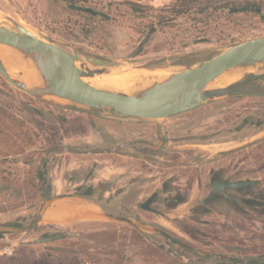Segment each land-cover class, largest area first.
I'll return each mask as SVG.
<instances>
[{
    "label": "rangeland",
    "instance_id": "1",
    "mask_svg": "<svg viewBox=\"0 0 264 264\" xmlns=\"http://www.w3.org/2000/svg\"><path fill=\"white\" fill-rule=\"evenodd\" d=\"M71 1L0 0V13L70 53L104 62L93 66L117 71L130 65L189 68L235 44L264 37V7L258 15L209 9L204 17L164 21L146 40L141 25L149 18H138L124 2L158 8L168 0ZM259 71L236 84L263 75L264 66ZM260 88L264 82L249 87ZM65 107L85 110L29 97L0 75V225L26 229L0 235V256L35 259L70 251L65 254L82 264H264V97H227L162 121L96 110L72 127L65 126L71 115ZM121 136L117 145L113 139ZM141 136L146 139L138 141ZM81 140L87 144L72 145ZM111 146L112 153L106 150ZM213 175L257 181L253 197L241 195L231 205L218 196L206 204ZM100 185L107 188L102 203L110 206L112 217L135 221L140 228L89 216L55 229L38 225L46 197H69L72 186L92 190ZM153 193L158 194L151 206L155 213L142 211L139 205ZM242 200L257 207L246 208ZM79 203L85 207L70 204L68 211L98 214L86 206L91 202ZM55 232L66 237L37 243Z\"/></svg>",
    "mask_w": 264,
    "mask_h": 264
},
{
    "label": "water",
    "instance_id": "2",
    "mask_svg": "<svg viewBox=\"0 0 264 264\" xmlns=\"http://www.w3.org/2000/svg\"><path fill=\"white\" fill-rule=\"evenodd\" d=\"M0 45L9 46L21 55L31 58L40 84L27 86L19 78L10 75L0 61V75L4 80L10 86L34 98L59 106L92 109L124 118L162 121L227 97H264V90L242 91L243 87L254 81L252 79L236 84L247 75L260 73L259 68L264 66V37L235 44L189 68L157 70L149 69L145 65L140 67L130 65L129 69L117 71L101 65L93 66L91 63L104 62L94 61L82 53H70L49 38L35 35L16 20L0 13ZM129 70L147 74L157 73L159 76L138 83L126 91L94 87L85 81L86 78ZM228 73L236 75V78L224 86H213L217 79ZM248 184L254 182L226 183L221 189L240 188ZM155 196L156 194L141 208L148 207ZM58 199L61 197L44 199L39 215L42 216ZM92 200H95V197ZM103 215L109 221L140 228L135 221ZM23 232H26V229L0 226L1 234ZM61 238L63 235L57 233L41 238L37 243L47 244Z\"/></svg>",
    "mask_w": 264,
    "mask_h": 264
},
{
    "label": "trees",
    "instance_id": "3",
    "mask_svg": "<svg viewBox=\"0 0 264 264\" xmlns=\"http://www.w3.org/2000/svg\"><path fill=\"white\" fill-rule=\"evenodd\" d=\"M70 2L72 1L70 0ZM124 4L132 14L138 15V18H149V21L146 20L145 24L141 25L147 29L144 34L148 40L152 34L158 31L157 26L163 24L164 21L187 20L193 15L204 17L208 14L209 9L214 13L217 12V9H227L228 14L233 15H258L257 10L264 7V0H168V3L158 8L138 1L124 2ZM149 11H151V15L148 13ZM66 252L70 251L63 253ZM64 254L58 257L44 254L40 255L39 258L29 259L15 253L11 256H0V264H82L78 258Z\"/></svg>",
    "mask_w": 264,
    "mask_h": 264
},
{
    "label": "flooded vegetation",
    "instance_id": "4",
    "mask_svg": "<svg viewBox=\"0 0 264 264\" xmlns=\"http://www.w3.org/2000/svg\"><path fill=\"white\" fill-rule=\"evenodd\" d=\"M251 79L254 80V81L252 83L246 85L245 87H243L242 88V91L253 92V91H260V90H262V88H260V89H253V90L250 91L249 87H252L256 83H262V82H264V75H260L258 77H251V78L245 79V80H243L241 82H245V81H248V80H251ZM241 82H239V83H241ZM15 90H17V91H19V92H21V93H23V94H25V95H27L29 97H32V96H30V95H28V94H26V93H24V92L16 89V88H15ZM245 98H262V97H245ZM41 103H43V102H41ZM57 108H60V107H57ZM61 109L64 112L66 111V112H70L71 113V115H70V121L66 122V124H65L66 127H69V126L72 127V126L79 125V123H77V119H79L80 116L81 117H84V119H86V121H87V119H88V114L87 113H91V112L94 113L96 111V110H92V109L91 110H78V109H75V108H72V107H65V108H61ZM104 118H106V119L109 118V119H111L112 122H116V121L117 122H121L119 119L117 120V118H113V117H104ZM86 127L88 129H90L91 126H88L87 125ZM94 133H95L94 134L95 137H97V139H99V141L106 142L105 139H104V137L99 136V134L96 133V132H94ZM115 138L116 139H113V140L115 142H117V143L123 140V137L122 136L121 137H115ZM139 138H141V140L139 139L138 141H142V140H145L146 139L143 136H141ZM82 143H85V145L87 144L86 142H83L82 141L81 143L80 142H73L72 145L82 144ZM117 145H119V143ZM115 147H118V146L115 145ZM115 147L111 146V147L107 148L106 150H108L110 153H112V152H114L113 150H115ZM153 147L157 148L156 150H159L158 148H161V146H159V140L157 141V143ZM93 153L94 152H88L86 154H93ZM98 153L99 152L96 151L95 154H98ZM102 153H107V151H103ZM36 181L37 182H40L42 184L44 183L43 177L40 176V174H37ZM244 181L254 182V184H248V185H246L244 187H240V188H222L221 189V186L224 185V184H226V183H236V182H244ZM256 185H257V181H253V180H227V179L223 178L222 176L213 175L211 177V182H210L211 190H210V192H209V194H208L205 202H206V204H208L209 202L214 201L215 198H217L218 196H221L223 199L226 200V202H228L231 205H234V202L236 201L234 198H238V200H240V199H242L241 198V195L242 196L247 195L248 197L252 196L253 195V189L256 187ZM69 187L70 186H68V187L66 186L65 189L68 190ZM51 189H52V184H49L47 191L50 192ZM214 189H215V192H214ZM70 191L72 193L68 195L69 197H67V196H65V197L64 196H55V197H58V198L61 197V199L62 198H74V199L82 200V201H85V202H91V204H94V205L98 206L104 214L109 215V216H112L111 215L112 214V211L110 210V206L107 205L106 202L102 203V195L107 191V188H106L105 185L97 186V187H95L92 190L91 189H88V188H85L84 189V188H82V186H72V188H71ZM86 193H89L90 195L89 194H86ZM158 193H161V192H158ZM154 194H156V196L151 201V203L148 205V207H146L145 209L144 208H141V206L147 200H149L152 196H154ZM157 196H158L157 193H153L144 203H142V204L139 205V208L142 211L155 213V210L152 209L151 206L153 207V203H154L155 199L157 198ZM55 197H52V198H55ZM93 197H95V200H92ZM254 197L257 198L256 196H254ZM52 198L46 197L45 199H52ZM242 203L244 204L243 206L246 207V208H253L252 206L254 205L253 202H251V201L249 202V201H246V200L245 201L242 200ZM43 204H44V202H43ZM166 204L169 205L168 203H166ZM256 205L257 204H255L254 207H257ZM39 216H40V218H39V220H38L37 223L40 222V219H41V217L43 215L42 216L39 215ZM0 226H10V227H15V228L21 229L20 228L21 226H19V225H0ZM48 227L53 228V229L60 228V227H52V226H48ZM57 233L62 234L63 235V238L66 237V234L64 232H55L54 234H57ZM7 234H14V233H7ZM54 234H51V235H54ZM0 235H2V234L0 233ZM51 235H49V236H51ZM63 238H61V239H63ZM58 240H60V239H58Z\"/></svg>",
    "mask_w": 264,
    "mask_h": 264
},
{
    "label": "bare ground",
    "instance_id": "5",
    "mask_svg": "<svg viewBox=\"0 0 264 264\" xmlns=\"http://www.w3.org/2000/svg\"><path fill=\"white\" fill-rule=\"evenodd\" d=\"M0 61L7 68L10 75L22 80L27 86H37L40 84L39 77L33 68L32 59L21 55L13 48L0 45ZM159 74H147L137 71H127L123 73H112L103 75L101 81L90 80L96 77L86 78L85 81L94 87H104L117 91H126L132 86L143 83L158 77ZM236 78L234 74H224L213 84V86H224ZM88 79V80H87ZM82 213V212H81Z\"/></svg>",
    "mask_w": 264,
    "mask_h": 264
},
{
    "label": "crops",
    "instance_id": "6",
    "mask_svg": "<svg viewBox=\"0 0 264 264\" xmlns=\"http://www.w3.org/2000/svg\"><path fill=\"white\" fill-rule=\"evenodd\" d=\"M82 200L74 199V198H62L54 201L50 207H48L43 214V216L40 219V222L38 223L39 226L42 227H61L66 224V221L68 220H74V218H81V217H91L93 219H97L94 221H99L104 217V213L101 211V209L92 204V206H88L90 209L98 211V214L94 212V214H88L87 212L80 210H69L68 211V206L70 204L75 205L74 207H82L84 208L85 206H82L79 202ZM67 207V210H66ZM82 212V213H81ZM106 215V214H105ZM99 219V220H98ZM91 220V219H89Z\"/></svg>",
    "mask_w": 264,
    "mask_h": 264
}]
</instances>
